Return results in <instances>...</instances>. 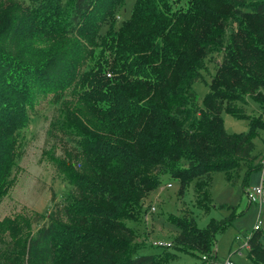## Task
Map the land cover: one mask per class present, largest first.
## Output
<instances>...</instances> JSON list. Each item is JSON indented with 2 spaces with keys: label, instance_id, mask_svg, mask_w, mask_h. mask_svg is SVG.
<instances>
[{
  "label": "trees",
  "instance_id": "1",
  "mask_svg": "<svg viewBox=\"0 0 264 264\" xmlns=\"http://www.w3.org/2000/svg\"><path fill=\"white\" fill-rule=\"evenodd\" d=\"M122 1H23L0 31V189L10 165L5 159L13 156L12 122H23L49 95L52 104L73 97L84 116L81 127H63L72 140L57 165L70 183L63 202L46 217L24 216L22 237L6 223L0 264H163L176 251L207 261L216 256L215 235L235 215L212 216L202 227L175 216L178 233L152 253H139L125 218L136 217L158 173L178 180L180 194L192 184L203 206L213 171L224 170L233 184L259 171L252 134L257 125L264 129L261 116L234 114L248 120V130L228 133L221 108L224 99L247 95L264 114V0H135L116 27ZM234 16L239 26L229 29L225 45L226 22ZM43 40L57 41L46 58L42 46L49 45L37 44ZM91 46L101 48V63L83 71L77 65ZM213 48L223 50L222 60L199 110L191 84L202 79ZM249 234L247 255L264 264V232Z\"/></svg>",
  "mask_w": 264,
  "mask_h": 264
},
{
  "label": "rangeland",
  "instance_id": "2",
  "mask_svg": "<svg viewBox=\"0 0 264 264\" xmlns=\"http://www.w3.org/2000/svg\"><path fill=\"white\" fill-rule=\"evenodd\" d=\"M23 1L29 3L32 0H0V9L3 7L9 9L0 13V31L16 18L15 15L19 11L18 5L22 6L19 2ZM134 2L135 0H123L117 6L116 27L123 19L130 16ZM107 26L108 24H104L100 33H103ZM238 26L237 17L227 19L226 29L223 32L225 45L229 42V29L234 31ZM40 43L50 46H42L43 57L46 58L54 51L57 41L37 42V44ZM91 48V54L82 57V62L77 65L83 71L94 69L101 63V48L99 46H91ZM222 51L213 48L208 53L201 69L202 79L191 84L198 95L196 108L199 110L205 107L203 96L209 91L208 83L221 63ZM49 96L40 98L35 113L23 118V122H12L8 128L13 156L11 158L10 152L4 162L6 164L10 160L8 170L3 172L5 182L0 189V231L6 223L8 228H14L17 225L20 237L27 232L26 228H23L25 227L22 222L24 216L37 212L46 217L55 204L63 202L70 183L67 173L57 165L60 158L65 155L64 150L70 148L69 145L72 144V140L65 135L66 131L63 127H71V125L81 127L78 122L84 121L82 110L72 99L73 97H68L64 102L52 104L46 100ZM226 100L228 101V99L223 100L221 108L226 132L241 133L248 130V120L235 115L261 116L264 121V114L250 96L245 95V100L229 99L227 104ZM226 105L231 113L223 109ZM53 123H55L54 131L57 133L51 131ZM263 130L257 125L252 134L256 151L259 152V159L264 155ZM249 174L247 181H243V174H241L238 181L233 184L227 179L224 170L213 171L210 186L211 199L207 205L200 206L196 199L199 195L195 193L192 184L186 186L180 194L178 180L171 178L167 172L158 173L159 183L141 199V207L137 209L136 217L125 218L124 221L134 232V242H139L141 246L139 253L157 252L169 246L166 243H170L178 233L172 224V218L175 216L192 217L196 224L202 227L212 216L224 219L235 215L215 235L216 256L214 258L206 261L185 251H176L163 264H210L211 261L212 264H220L227 257L234 264H256L248 257V250L242 246V243L245 240V234L251 232L257 216L261 220L260 228L264 232V204L258 208L257 205L248 202L246 188L257 181L259 171L255 169ZM33 226L35 230L37 225L33 223ZM259 239L264 242V234ZM158 241H162L163 245L156 244Z\"/></svg>",
  "mask_w": 264,
  "mask_h": 264
},
{
  "label": "built area",
  "instance_id": "3",
  "mask_svg": "<svg viewBox=\"0 0 264 264\" xmlns=\"http://www.w3.org/2000/svg\"><path fill=\"white\" fill-rule=\"evenodd\" d=\"M262 138L264 141V134ZM245 194L248 198V202L257 205L258 208H260L264 204V155L260 158V161H259L258 179L255 183H253L251 187L246 188ZM260 224H261V220L257 216L252 230H256L260 228ZM249 235H250L249 233L246 235L245 240L242 243V246H247ZM235 238H238V236H235ZM156 244L163 245V242L158 241ZM166 244H170V243H166ZM220 264H234V262L229 257H227V258H224L222 262H220Z\"/></svg>",
  "mask_w": 264,
  "mask_h": 264
}]
</instances>
